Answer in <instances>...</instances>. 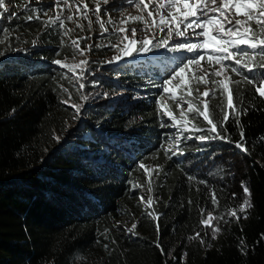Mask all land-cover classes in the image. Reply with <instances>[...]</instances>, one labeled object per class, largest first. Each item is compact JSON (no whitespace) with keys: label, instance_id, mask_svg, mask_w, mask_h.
Listing matches in <instances>:
<instances>
[{"label":"trees","instance_id":"1","mask_svg":"<svg viewBox=\"0 0 264 264\" xmlns=\"http://www.w3.org/2000/svg\"><path fill=\"white\" fill-rule=\"evenodd\" d=\"M28 2L9 0L12 14L0 24V29H11L0 35L5 41L0 43V264H264V97L229 72L233 80L241 81L230 85L237 111L226 108L227 94L221 96L217 90L216 99L210 100V115L222 119V107L229 113L222 134L231 142L213 139L199 144L188 139L180 144L183 155L166 154L171 136L169 127H161L169 122L160 105L166 104L174 115L178 110L149 81L160 84L170 74L143 65L119 68L122 87L141 97L124 108L87 114L114 141L102 153L105 162L96 160L97 140H81L82 147L75 150L59 149L55 137L65 133L74 116L62 101L69 93L70 102L80 101L78 85L70 80L67 68L53 63L74 57L71 39L65 36L61 46L58 32L63 29L26 20ZM68 25L65 21L66 29ZM34 38L39 44L36 53L18 51L27 49ZM97 42L103 46L116 38L110 35ZM113 53L109 47L90 52L95 60ZM174 59L173 55L166 60L171 67L181 64ZM201 65L208 69L207 57ZM196 87L201 92L205 85ZM187 115L192 119L195 114ZM193 122L210 127L203 117ZM237 142L247 151L237 148ZM141 163L153 167L149 174L153 215L138 200L137 185L149 178ZM244 186L250 190L247 199L252 207L239 213L238 221L225 223L228 210L238 209L245 200ZM213 191L217 205L211 201ZM209 212L224 216L212 222L221 229L216 239L201 223ZM129 223L137 225L136 235L125 231L132 227H127ZM197 232L210 246L190 239Z\"/></svg>","mask_w":264,"mask_h":264},{"label":"snow or ice","instance_id":"2","mask_svg":"<svg viewBox=\"0 0 264 264\" xmlns=\"http://www.w3.org/2000/svg\"><path fill=\"white\" fill-rule=\"evenodd\" d=\"M89 3H94L95 7L89 8ZM101 3L107 5L108 0H63V3H61V0H55V3L51 7L44 9L33 7L32 0H29V3L24 8V18L28 21L33 19L40 20L45 28H53L54 30L63 29L62 33L58 32L61 36V46H64V37L69 36V33L72 31V29L65 28V21L75 23L77 29L80 31H84L85 27L84 24L79 22L81 19L87 21L89 31L92 30L93 23H97L101 29L100 37L97 39L107 38L106 34H109V28L106 27V24L111 25V34L116 37V42L103 46L95 43L96 48L109 47L116 52L111 60L106 61L109 64H118L124 57L132 56L133 52L147 53L153 49L160 48L172 52L186 49L187 52L193 55L185 57L184 62L177 65L168 78L160 84L149 81V86L161 88L162 93L168 94V99L173 100L176 108L181 110V120L178 122L171 108L163 103L160 105L163 110L162 115L167 116L172 121L171 124H162L161 127L176 128L174 139L176 151H173L170 146L165 149V153L172 152V155H176L178 152L180 155H183V149L180 148V144L182 141L188 139H196L201 142L219 139L231 142L222 134L226 132L224 124L229 120V113L222 107L220 109L223 113L222 119H214L210 115L212 111L210 109V100L216 99V92L219 90L221 96L227 94L226 108L231 109L233 113L237 111V106L234 104L233 89L230 85H240L241 81L233 80L229 72L241 77L248 84L253 85L255 92L264 97V71H261L264 70V0H147V2L146 0H121V7L119 9L121 13L124 11V5H133L141 13L147 12V18L141 14L123 18L119 21L121 25H127L130 22L143 24L146 32L152 33L151 36L146 34L143 39L138 38L139 30L135 27H118L111 18L110 10L107 7L102 8ZM153 3H155V6L150 9V5ZM73 7L75 8L74 13L72 12ZM54 9L58 10L57 15L49 17L47 21L41 19L42 16H47L48 11ZM65 9L69 12L66 17L63 16ZM6 13H9L6 0H0V21L7 18L5 16ZM102 13L103 16H108L107 21L103 19ZM13 15L19 18L18 14ZM181 26H183V30H181ZM153 29H157L162 35L158 36ZM197 29H200V31H197ZM10 31L11 29H0V35H8ZM189 32L190 35L188 34ZM129 33L132 38L129 37ZM174 37L180 39L181 42L170 45V41ZM200 37H203V39L201 40ZM89 39L91 37L81 36L71 40L70 47L73 51V56L78 54L85 57L78 65H69L62 60L53 61L60 68H67L73 74L70 80H75L78 85L80 99L84 102H87L89 98L82 91L85 88V72L93 74L94 71L85 54L93 50V44L87 43L84 48H81L80 42ZM4 42L0 40V43ZM32 43L35 46L36 41H32ZM121 45L123 46L121 47ZM137 45H140V47L137 48ZM56 54L60 55V52L58 51ZM205 57H207L208 69H205L201 65V61L205 60ZM225 61H233V63L228 64ZM216 65H219V68H216ZM77 68L80 69L79 72L76 71ZM91 83L94 84L95 81ZM201 84L205 85L203 92H200L199 87H196ZM208 85H211V88ZM61 88L64 92H68V89L63 88L62 85ZM177 89L183 94L180 98L177 97L175 91ZM107 95V93H104L105 98ZM201 97L204 99H201ZM70 100L71 94L69 93L68 100H64L62 103L68 104ZM194 101H199V104H202L203 107L201 108ZM184 103L187 104L186 109L184 108ZM70 106L74 108L75 112L73 119H77L81 114L83 104ZM189 113L195 114L192 119H189L187 115ZM196 117H203V120L210 127L201 128L195 124L193 121ZM189 126H191V130ZM182 132H190V134L183 136L181 135ZM192 132L202 134L193 136ZM213 133L215 135H212ZM243 135L241 131L242 140ZM55 139L58 143L60 142L59 137H55ZM235 146L243 151H247L243 147L242 142H237ZM139 167L145 169L146 173L152 171L142 163ZM188 179L193 180L195 178L189 176ZM200 183L206 184L205 181H200ZM151 184L152 177L149 175L147 189L149 193L152 192ZM137 186L143 187V185ZM244 192L246 194L245 200L238 209L232 208L228 210L227 215L229 220L225 221V223L230 222L233 218L238 221L241 219L239 213H244L246 208L252 207L250 201L247 199L251 193L246 186H244ZM232 197L235 198L236 194L233 193ZM140 200L146 203L149 208L154 203L151 195L146 200L145 197L141 196ZM211 201L213 205L218 204L215 191L211 193ZM148 214L153 215V213ZM243 218L246 219L247 215ZM215 220H224V216H215L212 212H209L206 219L201 220V223L206 228L211 229L212 239H216L217 234L221 231L218 226L212 223ZM136 227L137 225L133 223L132 227L130 229L126 228L125 231L136 235L134 231ZM157 230H159L158 225ZM197 238H199L201 245H206V241L201 237L199 232L195 236L190 237V239ZM112 243L114 244L115 241L113 240ZM243 244L244 241L241 240V245ZM104 247L107 248L108 245ZM157 247H160V245H157ZM241 251L244 252L245 249L241 247Z\"/></svg>","mask_w":264,"mask_h":264},{"label":"rangeland","instance_id":"3","mask_svg":"<svg viewBox=\"0 0 264 264\" xmlns=\"http://www.w3.org/2000/svg\"><path fill=\"white\" fill-rule=\"evenodd\" d=\"M147 2V0H146ZM29 3V2H28ZM55 3V0H32V6L33 7H40V8H44L47 9L49 7H51L53 4ZM61 3H63V0H61ZM6 4L7 7L9 8V13H6L5 16L7 18L3 19L2 21H0V24L4 23L5 21H7L8 17H10V15L12 14V9L10 7L9 4V0H6ZM155 6V3H153L152 5H150V9L152 7ZM82 7V6H81ZM95 4L94 3H89V8H94ZM101 7H107L110 10V15L112 20L116 23V25L118 27H135L137 28L138 31V38L139 39H143V37L147 34L149 36L152 35L151 32H146V30L144 29L143 24L136 22V23H128L127 25H121L119 23V21L123 18H127V17H134V16H138L143 14V16L145 18H147V12H143L141 13V11L139 9H137L135 6L133 5H124V11L123 13H121L119 11L120 7H121V0H108V4L104 5L103 3H101ZM58 10H52V11H48L47 13V18L49 17H54L55 15H57ZM72 12H75V8L73 7ZM69 14V12L67 11V9H65L63 16L66 17ZM155 15V14H154ZM103 16V13H102ZM103 19L105 21L108 20V16H103ZM158 19V18H157ZM94 20V17H93ZM79 22L81 24H84V31H80L79 29H77L76 24L75 23H71L69 22L68 25V29H72V31L69 33V38L71 40L76 39L77 37H91V39L89 40H85L82 41L84 46L87 43H92L93 44V48L95 47V43H98V37H100V32L101 29L99 27V25L97 23H93L92 25V30L89 31L87 28V21L86 20H79ZM149 23H151V21H149ZM106 27L109 28V34H106V36H110L111 34V29L112 26L106 24ZM181 30H183V26H181ZM153 31H155L157 33V35H162L161 33L158 32L157 29H153ZM165 31H167V29H165ZM197 31H200V29H197ZM211 31V28H210ZM190 35V32L188 33ZM123 35V34H121ZM115 37V36H114ZM129 37H131L130 33H129ZM116 38V37H115ZM200 39L202 40L203 37H200ZM32 41H36L35 46L33 45ZM31 41V45L27 48V49H19L18 51L22 50L25 51L28 55L30 54H34L36 53V50L39 47V44L37 42V40L34 38ZM155 42V41H154ZM181 42L180 39L178 38H173L170 41V45H174L176 43ZM81 47V48H84ZM123 45H121L122 47ZM140 45H137V48H139ZM211 47V46H210ZM116 54V52L114 51L113 54H110L108 56H106L105 58H103L102 60H95L93 56H91L90 53H86V57L87 59L90 61L91 64V68L94 70L93 74H89L88 72H85V77L86 79L84 80L85 83V88L82 90L84 94L88 95V100L87 102H84L80 99L79 102L77 103H73V102H69L68 104H66L68 107H70L71 109L74 108L71 107L70 105H74V104H83V107L81 109V114L77 119H72L69 123H68V127L65 131V133L63 135H57L56 137L60 138V142L58 143L57 147L59 149H78L81 148V140H97L99 142V154H98V158L96 159L99 162H105V158L102 155L103 152L109 151L111 146L114 144V141L111 139L107 138V135L105 133V131L100 128L98 126L97 123L92 122L89 117L87 116V114L91 111H96L99 110L101 108L104 109H108V108H124L127 105L134 103L135 101H137L141 96L139 94H132V92L124 89L122 87V85L120 84V79L118 77V70L119 68H126V67H133V68H137L139 69V62L143 63V66L145 68H148L150 70H154L156 69L159 73L162 74H166L169 73L171 74L172 70L175 68V66L171 67V64L169 62H167V58L172 57L173 55L175 56L174 61H179L181 63L184 62L185 57H190L192 53L187 52L186 49H182V50H178L175 52L172 51H168L167 49L164 48H160L157 51H155L154 53L148 54V53H143V52H133V55L130 57H124L122 60L119 61L118 64H109L106 63V61L111 60V58ZM85 57L80 56L78 54H76L74 57H72L71 59L65 61L66 64L69 65H78L79 62L84 59ZM63 61V60H62ZM229 62V63H233V61H225ZM203 66V65H202ZM204 67V66H203ZM205 68V67H204ZM217 68H219V65L217 66ZM206 69V68H205ZM77 72L80 71L79 68L76 69ZM66 72L73 76V74L71 72H69L66 69ZM92 81H95V83H91ZM76 83V82H75ZM178 90V89H177ZM175 90V91H177ZM205 90V88L201 91L203 92ZM99 93V95H98ZM104 93H107V97H104ZM177 93V97H181V94ZM168 95V94H167ZM135 97V98H134ZM187 105L186 103H184V108L186 109ZM176 108V105H175ZM178 110V114H176V118L177 121L179 122L181 120L180 117V109L176 108ZM163 111V110H162ZM75 114V112H74ZM166 120L169 122V124L172 123V121L165 116ZM179 126V125H178ZM170 131V136H171V141L169 142V144L167 145V148H169L170 146L172 147L173 151H175V145H174V139H175V134H176V128L173 127H169L168 128ZM186 132H182L181 135L183 136H188V134H185ZM192 140V139H189ZM201 142L199 140H197V143L202 144L205 143ZM149 170H152V166L151 167H147ZM146 174H150L146 173ZM139 185H143V187H137L138 188V200L142 206V208L145 209H150V213H153L151 210L153 208L152 207H148L146 205V203L141 202L140 197L143 196L145 197V200L147 199V197L149 195H151L153 197V201H155V196L153 195V193H149L148 192V177L146 178V183L144 184H139ZM126 221H122V223H125ZM127 227L129 228L130 226H132V223L126 224Z\"/></svg>","mask_w":264,"mask_h":264}]
</instances>
